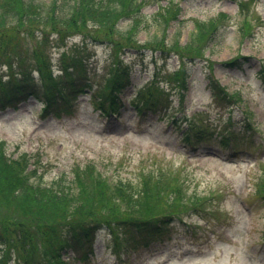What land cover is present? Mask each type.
Masks as SVG:
<instances>
[{
    "label": "rangeland",
    "instance_id": "374dc122",
    "mask_svg": "<svg viewBox=\"0 0 264 264\" xmlns=\"http://www.w3.org/2000/svg\"><path fill=\"white\" fill-rule=\"evenodd\" d=\"M138 2L143 17L132 18L131 13L123 16L113 33L106 32L110 39L107 44L90 45V56L85 62L86 75L92 85L87 89L89 94L91 89L97 91L102 87L114 71L133 80V86L121 96L129 105L120 119L101 116L93 97L87 93H84L86 96L78 93L80 96L70 114L63 113L61 118L48 116L43 119L40 115L42 102L35 98L18 105L16 110L8 107L0 111V138L6 141L8 155L18 158L23 154L36 168L35 172L24 174V166L4 163L0 156V190L7 188L10 176H13V183L23 178L33 184L49 185L59 176L69 174L75 164L88 161H95L98 167L106 169L122 161L120 173L132 180L141 164L167 167L196 178L201 184L199 189L211 196L210 214L204 220L191 217L197 225L189 220L179 228L174 239L155 243L140 255L130 257L124 249L117 252L113 239L104 235L92 246L69 250L68 264H264V201L255 195L256 183L261 188L259 180L264 178V0ZM220 13L216 20L217 30L199 54L203 60L191 66L192 76L184 99L181 101L174 94L173 109L167 111L165 117L159 118L161 113H158L154 118H137L130 96L152 79L153 59L159 53L134 50L146 48L154 35H161L157 18L172 19L167 28L168 40L182 28L184 42L195 30L193 20H211ZM23 25L27 27L26 31L18 27L12 35L5 31L1 36L11 41L12 36L20 39L21 44L26 45L24 52L37 50V56L47 60L42 52L46 49L55 66L54 75L60 74L57 63L61 43L40 37L41 34L51 37L54 26L50 23H45V27L30 26V22ZM118 30L125 33H117ZM127 30L133 32L132 40ZM76 41L77 38L70 40L71 43ZM117 44L134 50L120 52ZM37 56L35 54L34 59ZM240 56L250 57L240 70H228L223 66L224 61ZM25 58L29 68L28 52ZM25 58L0 50V89L3 80L21 78L20 72L24 68L21 62ZM208 65L214 68L216 78L234 94L230 108H220L213 103L207 89ZM177 67L178 60L174 56L166 68L174 70ZM42 68L48 75L52 66ZM71 74L79 75L75 70ZM40 76L35 73L33 78L37 80ZM39 92H42L41 87ZM173 117L177 118V123H172ZM142 120H148V125H139ZM188 123L209 129L218 136L233 131L244 145L238 148V156L233 155V142L225 148H213L214 154L201 150L198 153L192 147L187 150L178 140V128L186 127ZM247 123L252 124L254 131L246 130ZM30 240H40L39 234L34 232ZM30 240H17L11 247H5L0 238V264L46 261L48 256L31 246Z\"/></svg>",
    "mask_w": 264,
    "mask_h": 264
},
{
    "label": "trees",
    "instance_id": "16d2710c",
    "mask_svg": "<svg viewBox=\"0 0 264 264\" xmlns=\"http://www.w3.org/2000/svg\"><path fill=\"white\" fill-rule=\"evenodd\" d=\"M129 13L132 18L142 16L137 0H0V50H5L7 55L25 58L29 49L24 52L25 44L22 45L20 39L12 36V41L5 40L1 35H4L5 31L12 35L18 27L26 31L27 27L23 25L26 22H30V26L38 27H45V23L52 24L55 30H52L51 35L56 34V40L59 42L64 41L67 35L77 33L94 42H108L110 39L106 32L113 33L119 20L125 15L130 16ZM158 20L162 35L152 38L146 48L160 51L162 56H179L182 60L181 68L174 73H167L162 78L172 86L185 88L188 77L185 59L193 61L199 57L204 40L211 38L216 22L198 25L190 42L183 45L180 42V34L174 37L171 44L165 42L169 21L163 18ZM120 32L123 31H117ZM126 32L132 40L133 32ZM124 33L122 34L125 36ZM40 37L49 38L44 34ZM32 46L36 47L34 44ZM117 47L121 48L122 52L128 46L117 44ZM33 53L37 56V50H33ZM77 55L65 53L63 63L66 68L72 67L81 73L83 59H79ZM8 61L11 62V59ZM26 62V58L21 62L24 66L20 72L22 82L8 87L14 94H27L42 86L61 91L60 99L67 103L73 96L70 93H76L87 86L86 78L73 79L71 73H67V79L64 81L63 78L58 81L53 79L50 73L45 75L46 69L42 67L48 65V59L43 57L37 56L30 62V65L38 62V68H28ZM236 62L237 60L232 61L231 64ZM34 69L42 75L43 79L39 84L32 76ZM158 81L156 79L152 82L144 95L139 93L137 98L145 99V104H137L139 113H149V106L153 102L155 110L168 107V98L164 104L160 103L167 93L159 86ZM126 83L127 79H123L122 72L114 71L110 74L104 92L99 93L103 110L107 104L110 111H119L117 94L125 88ZM210 85L214 98L219 99L221 87L213 79H210ZM54 103L52 99L47 100V106L51 108L46 112H61L59 107H54ZM115 104L118 108H114ZM64 107L69 108L68 105ZM190 129L186 141L213 140L208 132L194 129L193 126H190ZM2 161L6 163L3 157ZM12 179L13 176H10L7 188L0 190V238L8 247L20 240L23 234L19 235L18 232L34 230L43 242L61 245L68 240H90L103 228L110 229L112 233L123 236L124 239L132 240L135 245L148 246L158 238L169 236L176 224L183 222L185 216L207 212L211 200L202 195L196 187L191 190V182L186 178L167 175L153 168H140L137 182H133L121 177L111 179L89 165L84 168L78 166L73 170L69 185H61L59 189L33 187L26 179L21 178L13 183ZM259 194L264 198V184ZM30 264L34 263L31 261Z\"/></svg>",
    "mask_w": 264,
    "mask_h": 264
}]
</instances>
